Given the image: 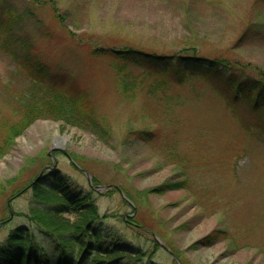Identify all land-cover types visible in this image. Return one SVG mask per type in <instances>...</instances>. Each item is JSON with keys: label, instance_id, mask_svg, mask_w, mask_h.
Wrapping results in <instances>:
<instances>
[{"label": "rangeland", "instance_id": "374dc122", "mask_svg": "<svg viewBox=\"0 0 264 264\" xmlns=\"http://www.w3.org/2000/svg\"><path fill=\"white\" fill-rule=\"evenodd\" d=\"M9 35L60 85L85 92L98 124L42 116L13 139L0 157V218L8 202L16 215L0 244L20 226L36 230L25 218L29 191L10 198L49 166L91 193L99 213L112 216L108 224L143 248L144 263L264 264L263 99L154 65L114 72L108 58L90 53L224 60L237 77L264 83V0H0V45ZM11 58L0 46V144L32 89ZM91 126L106 128L107 139ZM130 215L148 232L130 225ZM55 219L68 236L82 226L76 213ZM38 240L50 253L51 244ZM113 256L121 255L97 257Z\"/></svg>", "mask_w": 264, "mask_h": 264}, {"label": "trees", "instance_id": "16d2710c", "mask_svg": "<svg viewBox=\"0 0 264 264\" xmlns=\"http://www.w3.org/2000/svg\"><path fill=\"white\" fill-rule=\"evenodd\" d=\"M12 35L6 37L1 42V49L11 54L13 64L26 74L30 80L32 89L26 95L23 108V117L17 124H11L7 128V134L3 136L0 144V157L6 154L11 147L13 139L22 134L28 126L39 117L52 118L53 120H63L65 123L75 125V127L84 128L81 125L83 120H93L98 124L92 108L88 106V97L85 92L73 90L65 83L63 86L57 81L59 76L53 72L46 63L26 49L27 45L22 39ZM90 53L94 56H103L110 61L109 68L114 72L126 71L129 68L148 69L156 66L160 69L158 73H170L175 71L176 75L190 74L197 78H204L211 81L213 85H225L234 93H240L242 96H256L264 104V83L250 78H239L230 71V66L226 61L209 60L196 56L180 57L178 60H170L166 56L147 54L133 49L123 51H113L110 48H92ZM72 87V86H71ZM224 87V86H223ZM69 93H75L73 97ZM103 125V124H100ZM106 126V125H103ZM98 139L103 141L108 137V130L97 129V126H91ZM69 180L63 174L52 172L42 175L36 181L19 187L12 197L11 201L26 194L29 191L30 201L25 218H30L31 226L26 228L20 226L14 232L7 236L5 242L0 244V264H156L152 261L143 262V248L136 246L123 238L108 223L109 214L99 213L95 203L91 200V193H83L76 186L70 185ZM157 190H163L159 187ZM18 191V192H17ZM55 191L56 198H49L48 192ZM61 195V198H59ZM131 199V198H130ZM4 211L6 215L0 218V231L6 228L16 215L14 209L11 210L8 204H5ZM3 211V214H4ZM11 211V212H10ZM86 211V215H80L78 212ZM11 213V216H10ZM76 213L82 226L76 234L68 236V233L59 232L58 221L55 216L62 214ZM126 219L130 225H133L138 231L144 232L140 222L134 215ZM125 220V221H126ZM141 229V230H140ZM56 230V231H55ZM143 230V231H142ZM26 235V236H23ZM38 236L51 244V251L46 252L38 240ZM215 237L210 234L208 238ZM207 238V240H208ZM74 243V247L68 243ZM119 253L121 256L112 258H98L97 256H111ZM124 254L135 255L138 258L134 261L125 258ZM127 260V261H126Z\"/></svg>", "mask_w": 264, "mask_h": 264}, {"label": "water", "instance_id": "95a60500", "mask_svg": "<svg viewBox=\"0 0 264 264\" xmlns=\"http://www.w3.org/2000/svg\"><path fill=\"white\" fill-rule=\"evenodd\" d=\"M164 249H165V251L167 250V252H169V250L167 249V248H165V247H163ZM170 254H172L171 252H169Z\"/></svg>", "mask_w": 264, "mask_h": 264}]
</instances>
